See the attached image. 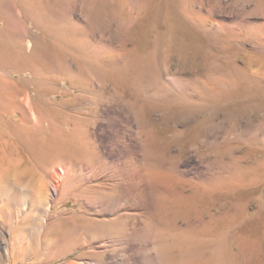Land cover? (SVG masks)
Returning <instances> with one entry per match:
<instances>
[{"label": "rangeland", "instance_id": "1", "mask_svg": "<svg viewBox=\"0 0 264 264\" xmlns=\"http://www.w3.org/2000/svg\"><path fill=\"white\" fill-rule=\"evenodd\" d=\"M259 4L0 0V141L20 140L40 172L52 158L30 145L45 146L55 131L120 168L140 165L147 153L156 175L188 195L190 216L181 224L216 218L214 228L228 230L235 251L247 238L264 260V44L243 23ZM26 95L42 109L43 124L25 137L11 109ZM148 133L158 141L153 148L144 147ZM74 197L54 212L78 215ZM56 236L49 233L41 248L34 240L30 257H0V264H66L86 251L54 260ZM174 255L177 264L187 260L178 249Z\"/></svg>", "mask_w": 264, "mask_h": 264}, {"label": "bare ground", "instance_id": "2", "mask_svg": "<svg viewBox=\"0 0 264 264\" xmlns=\"http://www.w3.org/2000/svg\"><path fill=\"white\" fill-rule=\"evenodd\" d=\"M256 9V14L254 10L245 14L243 23L264 44V5ZM252 67L261 72L256 65ZM209 79L225 82L214 75ZM12 99L17 100V95ZM11 110L13 117L20 115L15 129L25 137L43 124L42 109L29 95ZM63 137L55 131L45 146L39 147L37 140L30 145L38 156L52 158L43 172L35 167L32 152L23 153L20 140L0 141V257L13 261L30 257L36 251L34 240L41 241L40 246L37 243L41 248L48 234L56 232L50 246L55 250L54 260L76 248L86 249L66 264H137L135 257H140L138 264H177L176 249L187 259L178 264H264L258 242L244 238L235 251L227 239L228 230L220 225L214 228L216 218L205 223L186 219L181 224V217L190 216L188 195L178 191L169 177L156 175L149 154L140 158V165L134 166L127 158L126 166L120 168ZM157 142L148 133L144 147L153 148ZM72 192L74 201H81L78 215L66 209L56 214L55 208ZM207 240L214 245H206Z\"/></svg>", "mask_w": 264, "mask_h": 264}]
</instances>
